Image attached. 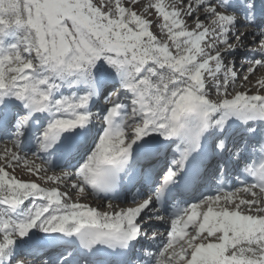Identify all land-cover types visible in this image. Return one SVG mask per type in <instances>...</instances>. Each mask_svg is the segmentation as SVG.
Instances as JSON below:
<instances>
[{
    "label": "snow or ice",
    "instance_id": "obj_1",
    "mask_svg": "<svg viewBox=\"0 0 264 264\" xmlns=\"http://www.w3.org/2000/svg\"><path fill=\"white\" fill-rule=\"evenodd\" d=\"M0 145V264H264V0H0Z\"/></svg>",
    "mask_w": 264,
    "mask_h": 264
},
{
    "label": "rangeland",
    "instance_id": "obj_2",
    "mask_svg": "<svg viewBox=\"0 0 264 264\" xmlns=\"http://www.w3.org/2000/svg\"><path fill=\"white\" fill-rule=\"evenodd\" d=\"M166 2H168V0H166ZM240 63H242V61L241 60H238L237 61V64L239 65ZM2 147H3V145H0V148H2ZM8 147H11V145L10 146L8 145ZM28 158L31 159V160H34L35 163L39 164L38 161L34 157L28 155ZM15 174L18 177H20V178H22L24 180L35 179L34 177H31L30 174L27 172V170L23 167V163H21L16 168ZM51 174H52L51 172L48 173V175H51ZM37 182H39L41 184V186H44V187H51V186H53V185H50V184H45L43 180H40V181H37ZM74 199H75V197H74ZM84 202L85 203H89V204H91L94 207H98L101 210H106L107 202L95 200L91 196L86 201H84ZM111 203L113 205L121 204L122 203V200H119L117 202H111ZM26 263L28 264V262H26Z\"/></svg>",
    "mask_w": 264,
    "mask_h": 264
}]
</instances>
